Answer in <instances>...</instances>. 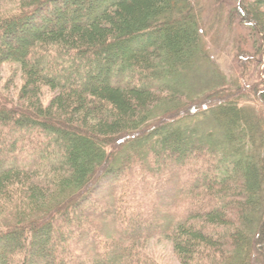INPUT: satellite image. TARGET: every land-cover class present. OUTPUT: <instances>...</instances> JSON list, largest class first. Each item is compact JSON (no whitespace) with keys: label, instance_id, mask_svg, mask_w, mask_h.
Here are the masks:
<instances>
[{"label":"trees","instance_id":"obj_1","mask_svg":"<svg viewBox=\"0 0 264 264\" xmlns=\"http://www.w3.org/2000/svg\"><path fill=\"white\" fill-rule=\"evenodd\" d=\"M236 7L256 41L236 54L250 61L264 0ZM203 38L192 0H23L0 13V68L23 76L15 102L0 91V264H153L139 243L156 236L181 264H264V87L252 86L258 107L239 84L181 101ZM154 187L172 212L153 224ZM103 193L107 204L77 207Z\"/></svg>","mask_w":264,"mask_h":264},{"label":"rangeland","instance_id":"obj_2","mask_svg":"<svg viewBox=\"0 0 264 264\" xmlns=\"http://www.w3.org/2000/svg\"><path fill=\"white\" fill-rule=\"evenodd\" d=\"M196 6L197 12L200 14V24L203 29V42L205 46L203 52L199 56H195V61L193 66L190 69L193 70V73L187 79V85L183 87V90H187V96L184 97L185 92L179 98L183 102H192L198 98L196 94L198 93H207L214 91L216 89H230L236 85H241L244 90H248L247 96L244 98V103L246 105H255L259 106L256 102L255 96L251 94L253 92L252 86L256 85L257 92L260 88L264 87V50L259 54V57H254L250 61L238 59L236 54L237 46H240L244 51H254L255 47V38L251 34V30L248 26L241 23V19L238 17V14H241V9L236 7V0H192ZM23 0H0V13H3L7 10L15 9L22 5ZM243 3V2H242ZM245 5H243L244 7ZM73 7V5H72ZM74 9V8H72ZM71 7L69 10H72ZM18 10V9H17ZM74 13L70 11L69 16L73 17ZM84 14L82 13V16ZM37 26H42L45 23L54 24L57 21L61 20V17L52 16L50 18L42 17ZM13 36V35H12ZM27 38V37H26ZM11 42H20L23 40L22 36L11 37ZM252 52H246L250 55ZM209 57H208V55ZM245 54V53H244ZM253 54V53H252ZM252 56V55H250ZM54 69V68H53ZM56 72V71H55ZM95 80V79H94ZM89 81L87 84H93L95 81ZM239 82V83H238ZM23 84V76L19 68L18 63L16 62H7L3 63L0 68V91L4 93L5 96L9 95L10 98H13V101L17 100V95ZM79 85V81H77ZM248 85H251L248 87ZM210 90V91H208ZM204 91V92H202ZM254 93V92H253ZM41 97L43 103L46 105L53 95V92L48 87H43L41 92ZM190 95H195L193 99H190ZM9 98V97H8ZM259 102H261L259 100ZM203 119V118H201ZM205 119H203V122ZM207 122H210V119H206ZM199 122V121H198ZM198 124V123H196ZM211 163L210 161H208ZM212 166V164H211ZM138 167L134 168V172ZM197 169H200L199 167ZM199 175H202V172H197ZM213 174V173H211ZM130 174L124 173L123 178L128 179ZM203 176H206L203 174ZM182 180H186L184 174H180ZM177 178V177H176ZM134 179V176H133ZM180 179V178H179ZM163 188L168 192L169 187H171V182H166ZM183 181L181 186H183ZM109 187V186H107ZM106 186L104 187L105 192ZM157 188L154 187V192L151 197L154 198L155 203H159L147 206L149 208V218L148 222L162 223L165 219V214L172 210L168 206V200L166 194L160 191L159 196L161 199L156 197ZM104 194V193H103ZM101 194L98 199V202L92 201V203L77 204V207H80L82 210H94L97 204H107L109 198H106V195ZM166 197V198H165ZM174 196H171L173 199ZM181 197L179 196V199ZM162 201V203H160ZM178 201V199H176ZM178 212L181 203H177ZM147 211V209H145ZM152 224V223H150ZM147 223L143 224L141 230L147 229ZM149 227V226H148ZM106 230V229H105ZM112 230V229H111ZM110 230V231H111ZM139 250L143 254H147L148 257L153 261V264H181L177 255L173 251L171 241L166 238V236H156L153 239L142 241L139 243Z\"/></svg>","mask_w":264,"mask_h":264}]
</instances>
